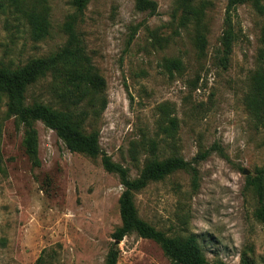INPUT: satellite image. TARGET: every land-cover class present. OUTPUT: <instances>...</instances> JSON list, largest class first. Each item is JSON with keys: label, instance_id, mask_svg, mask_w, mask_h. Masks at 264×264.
I'll list each match as a JSON object with an SVG mask.
<instances>
[{"label": "rangeland", "instance_id": "374dc122", "mask_svg": "<svg viewBox=\"0 0 264 264\" xmlns=\"http://www.w3.org/2000/svg\"><path fill=\"white\" fill-rule=\"evenodd\" d=\"M153 1L150 14L136 11L134 0H89L76 29L104 81L101 93L75 104L63 79L49 75L28 88L25 103L82 112L83 132H98L101 151L131 179L153 157L190 161L210 151L197 165L196 190L183 171L150 182L134 196L137 215L169 237H194L207 264H241L243 257L264 264V227L247 188L248 179L264 176V130L246 102L264 48V14L251 4L236 8L237 40L222 69L214 55L228 0H191L197 15L184 27L173 20L178 0ZM33 8L48 12L49 35L40 41L22 13ZM72 13L70 0H0V64L15 69L56 52ZM199 30L204 52L196 47ZM166 59L181 69H167ZM101 96L99 113L93 104ZM5 110L2 101L0 264H105L110 249L118 251L117 264H171L151 240L112 239L123 187L100 156L71 152L37 121L35 166L24 152L25 127Z\"/></svg>", "mask_w": 264, "mask_h": 264}, {"label": "trees", "instance_id": "16d2710c", "mask_svg": "<svg viewBox=\"0 0 264 264\" xmlns=\"http://www.w3.org/2000/svg\"><path fill=\"white\" fill-rule=\"evenodd\" d=\"M88 2L89 0H70L73 13L67 16L63 24V31L67 39L56 52L46 57L33 59L24 66L15 69L0 64V103L4 101L5 115L7 118L14 117L19 124L25 127L22 142L24 152L35 166H39L37 132L34 129V123L37 121L53 130L71 152L93 158L101 157L103 169L107 173L116 175L123 187L118 201L120 226L112 234V239L115 242H121L128 235L136 234L140 238L158 244L171 264H207L203 250L194 237H169L163 231L140 219L137 215L134 196L150 182L162 181L179 171L190 175L192 188L196 190L199 179L197 165L209 156L210 151L198 153L190 161L178 156H171L163 160L153 157L148 160L141 175L131 179L126 167L114 163L110 156L101 151L98 132L93 131L88 134L83 132L82 120L79 118L82 112L77 113L69 107L57 109L42 103L31 105L25 103V94L28 88L49 75L55 79H63L67 90L71 91L68 99L73 98L75 104L81 103L90 94L101 93L104 81L94 71L76 29L77 24L83 18ZM134 3L138 12L154 14L157 10V3L153 0H134ZM243 4H251L254 9L264 14L262 0H228L224 28L219 39L220 46L214 55L216 65L222 69L228 67L232 48L237 40L233 16L236 8ZM22 13L28 21L35 41H40L49 35L50 23L47 10L38 11L33 8L23 10ZM196 15L197 11L193 8L191 0L176 2L173 20L177 19L180 27L186 26ZM205 46V36L199 30L196 47L200 52H204ZM258 63L259 67L253 77L246 102L255 125L264 130V48L259 55ZM164 66L167 69L180 70L181 62L176 59H166ZM93 105H96L97 112L101 113L106 108L105 98L103 96L97 98ZM220 155L224 156L221 151ZM247 188L252 191L255 198L254 217L264 227V176L259 174L248 179ZM117 260L118 251L110 249L105 264H117ZM241 264H250V262L243 257Z\"/></svg>", "mask_w": 264, "mask_h": 264}]
</instances>
